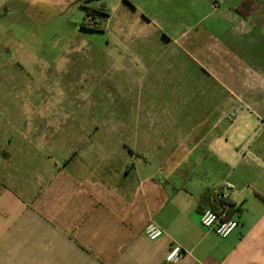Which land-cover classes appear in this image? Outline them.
I'll return each instance as SVG.
<instances>
[{"label":"crops","instance_id":"0c3cea01","mask_svg":"<svg viewBox=\"0 0 264 264\" xmlns=\"http://www.w3.org/2000/svg\"><path fill=\"white\" fill-rule=\"evenodd\" d=\"M242 1L205 0L222 80L202 119L117 120L116 150L81 149L80 136L66 148L0 102V264H166L173 245L175 264H264V0L246 19ZM190 25L177 34L195 50ZM216 191L238 222L225 239L199 224Z\"/></svg>","mask_w":264,"mask_h":264},{"label":"rangeland","instance_id":"374dc122","mask_svg":"<svg viewBox=\"0 0 264 264\" xmlns=\"http://www.w3.org/2000/svg\"><path fill=\"white\" fill-rule=\"evenodd\" d=\"M195 5L0 0V102L66 148L80 136L81 149L116 150L117 120L202 119L207 86L212 74L222 80V71L221 62L207 59L208 4ZM86 9L104 14L90 19L101 31L79 29ZM181 21L197 23L188 28L195 50L187 38H178Z\"/></svg>","mask_w":264,"mask_h":264},{"label":"built area","instance_id":"2783aa9c","mask_svg":"<svg viewBox=\"0 0 264 264\" xmlns=\"http://www.w3.org/2000/svg\"><path fill=\"white\" fill-rule=\"evenodd\" d=\"M231 210L232 206L228 196L216 191L210 198V205L201 212L199 224L204 230L214 233L220 239H225L238 226V222L230 216ZM144 236L148 241L155 242L163 236V231L156 224L149 223L144 228ZM180 258L181 248L173 245L168 249L165 263L175 264Z\"/></svg>","mask_w":264,"mask_h":264},{"label":"trees","instance_id":"16d2710c","mask_svg":"<svg viewBox=\"0 0 264 264\" xmlns=\"http://www.w3.org/2000/svg\"><path fill=\"white\" fill-rule=\"evenodd\" d=\"M255 1L256 0H244V1H242L241 4L235 9L236 14H238L241 17H243L244 19H246L250 15ZM85 2H87V1H85ZM94 14L95 15H98V14L104 15V14L100 13L99 10L86 9L87 20L82 21V23H80L79 29L81 31H88V32H99V31H101V29L98 27V25H96L94 20H91L92 23L90 21V19L95 18ZM93 22L95 23V26L92 25Z\"/></svg>","mask_w":264,"mask_h":264}]
</instances>
